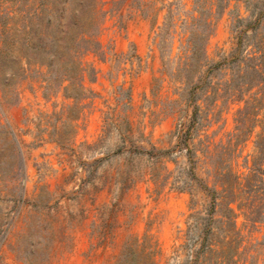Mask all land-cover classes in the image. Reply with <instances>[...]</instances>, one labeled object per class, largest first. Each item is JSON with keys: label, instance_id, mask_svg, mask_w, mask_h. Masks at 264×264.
<instances>
[{"label": "rangeland", "instance_id": "1", "mask_svg": "<svg viewBox=\"0 0 264 264\" xmlns=\"http://www.w3.org/2000/svg\"><path fill=\"white\" fill-rule=\"evenodd\" d=\"M101 8L99 47L81 56L95 75L84 74L89 92L73 111L45 68L0 70V264H116L145 234L159 244L155 264H264L262 183L257 213L231 205L233 230L225 206L209 211L205 189L216 161L232 156L246 173L256 152L259 126L234 151L245 135L233 134L255 91H239L252 65L264 92V0Z\"/></svg>", "mask_w": 264, "mask_h": 264}, {"label": "trees", "instance_id": "2", "mask_svg": "<svg viewBox=\"0 0 264 264\" xmlns=\"http://www.w3.org/2000/svg\"><path fill=\"white\" fill-rule=\"evenodd\" d=\"M103 19L101 0H1L0 70L4 72L3 69L9 64H18L21 70H24L23 64L45 68L47 76L44 81L47 82L52 77L63 89L64 97L71 100L65 110L73 111L89 92L83 83L84 74L91 72L95 75L94 67L87 65L81 56L84 52L99 47L97 34ZM249 68L252 76L245 86H239V91H255L244 100V107L237 111L233 135L238 138L243 134L245 138L235 141L233 151L246 140L256 126H259L260 132L255 142L256 152L251 156V160L245 159L246 173L234 169L232 156L221 163L216 161L214 183L211 187L205 186L210 197L209 211H215L217 206H225L227 212L224 214L223 225L230 223L232 230L236 229V215L231 205L236 204L238 210L244 211V215H254L259 208L256 197L259 189L253 182H261L264 186V92L261 82L256 79L260 73L258 66L255 64ZM238 100H242V97ZM189 101L193 103V121L199 108L193 98H189ZM215 101L214 99L211 105H214ZM230 146L234 144L228 140L218 144L217 148L224 150ZM217 150L219 149H215ZM15 151L18 154V148H15ZM19 166L22 164L14 168ZM242 180L246 182L243 186ZM245 189L249 191H244ZM241 192L247 195L243 196ZM148 238L145 234L142 243H139L138 239L126 243L116 264H123L129 253L132 256L142 254L145 258L143 264H155L159 244L157 240L151 242ZM230 238L226 235L225 244L236 246L234 239ZM234 254L227 253L224 256L229 259ZM128 264L140 263L131 260Z\"/></svg>", "mask_w": 264, "mask_h": 264}]
</instances>
